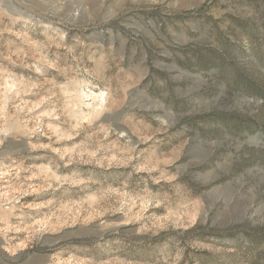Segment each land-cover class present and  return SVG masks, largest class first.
<instances>
[{"label": "rangeland", "instance_id": "374dc122", "mask_svg": "<svg viewBox=\"0 0 264 264\" xmlns=\"http://www.w3.org/2000/svg\"><path fill=\"white\" fill-rule=\"evenodd\" d=\"M0 264H264V0H0Z\"/></svg>", "mask_w": 264, "mask_h": 264}]
</instances>
